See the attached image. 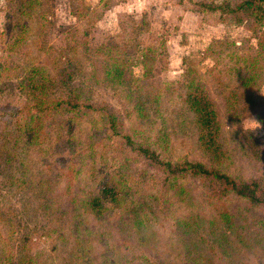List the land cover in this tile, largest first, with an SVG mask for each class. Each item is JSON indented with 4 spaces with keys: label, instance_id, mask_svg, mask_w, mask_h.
I'll list each match as a JSON object with an SVG mask.
<instances>
[{
    "label": "rangeland",
    "instance_id": "obj_1",
    "mask_svg": "<svg viewBox=\"0 0 264 264\" xmlns=\"http://www.w3.org/2000/svg\"><path fill=\"white\" fill-rule=\"evenodd\" d=\"M240 1L0 0V144L9 123L28 126L33 118L32 127L39 131L40 110L29 109L32 104L26 90L17 87L19 79L57 80L63 68H75L80 71L77 84L85 83L94 100L110 104L119 114L123 134L153 148L162 160L215 164L237 181L264 183V57L261 79L250 83L254 110L242 85L245 64L235 62L237 55L259 52L264 30L247 18L197 7L201 2ZM125 52L130 58L126 78L132 80L131 89L144 86L149 111L142 114L149 112V121L137 119L136 94L108 76ZM234 64L241 69L238 75L231 69ZM194 74L220 113L225 151L220 160L205 151L195 125L181 116L185 81ZM56 94L53 90L52 98ZM51 118V137L42 136L40 142L30 137L20 150L9 147L15 152L12 164L0 159V264H110L114 246L125 250L130 264L156 263L158 258L163 264H205L209 257L214 264H264L263 244L250 251L233 238L221 246L210 237L223 230L219 215L228 211L244 213L248 219L243 229L264 239V211L249 212V204L231 195L208 200L197 181L186 186L192 200L178 204L173 192L163 191L156 204L159 212L133 219L123 226L126 233L118 229L126 221L118 218L125 216L118 209L108 211L105 219L94 215L88 204L101 182H113L120 191L128 188L124 197L133 200L159 196L162 170L114 136L102 114L74 117L72 140L66 136L67 114ZM255 142L260 149L250 148ZM4 149L0 145V154ZM143 177L149 178L146 184L139 181ZM193 215L207 220L195 237L207 240L202 243L204 257L198 259L185 256L182 242ZM108 228L113 230L103 231ZM102 234L106 237L100 240Z\"/></svg>",
    "mask_w": 264,
    "mask_h": 264
},
{
    "label": "trees",
    "instance_id": "obj_2",
    "mask_svg": "<svg viewBox=\"0 0 264 264\" xmlns=\"http://www.w3.org/2000/svg\"><path fill=\"white\" fill-rule=\"evenodd\" d=\"M197 7L200 12L226 14L229 17L239 18V20L247 18L251 21V24H255L259 29L264 30V0H242L237 4L228 2L220 4L215 2H201L197 4ZM261 37H263L264 40V36ZM102 48L109 49V46L104 45ZM122 55L125 57H122L121 61L116 62L111 67L108 76L112 82L124 84V86H128L129 89H131L129 84L132 85V80L129 81L128 78H126V66L127 63L130 62V58H128L127 52L122 53ZM143 57L144 59H148L146 54ZM231 57L232 55H230L229 61H231ZM237 57L238 58L235 59L236 64L240 62L241 64L244 63L247 72L246 78L243 79L246 81H242V85L246 89V103L250 107V110L257 109L255 94H253V85L250 83L252 81H258L261 79L259 77H262L261 67H259V65L264 57V41L260 43V50L255 56H251L245 52L241 55H237ZM231 69L237 75L241 73L240 67L235 64ZM22 70L23 68L20 67L17 73ZM79 73L80 71L75 68H63L62 72L58 74L57 80L49 79L41 81L34 76H29L26 79L21 77L19 79L17 87L26 90V95L30 98L27 102L32 104L29 109L40 110V115L36 119L38 120L39 131L32 127L34 121L33 118L28 120L30 116L23 122L25 123L28 120V122H26L28 126L23 125L20 121L19 123L15 121L9 123V128L7 126L3 127L2 135L4 136L3 142L0 145L5 147V151L1 152L0 159L5 158L8 163L12 164L15 152L13 149L10 151L9 147L15 146L20 150L21 145L25 142L26 144L31 142L30 137L39 142L43 137H51L53 130L49 128L48 122L53 119L51 117L55 113L67 114V119L64 124L67 128L66 136L69 140L75 137L72 127V121L75 119L74 117L88 114H102L105 116L107 125L112 134L116 137H121L141 159L146 160L153 166H159L164 177V184L159 196L147 195L146 197H140L134 200L124 197L128 196V188H123L124 191H120L119 187L113 184V182L103 181L99 184V191L94 198L89 201V209H92L91 212L100 219L107 218L108 211L111 209L113 213L114 209H118L120 213H125V216L118 217H126L125 223H122L118 228L122 233L127 232L123 226L129 225L133 219L138 220L140 215L143 217L159 212V205L156 204H159L160 199L163 197V191L173 192V196L178 204L192 200L193 197L188 195V190L186 188L191 181H197L200 184V187L204 191L203 194L208 197V200L224 199L226 196L231 195L234 199L249 204V212L257 209L264 211V183L257 180L237 181L223 172V170L216 167L215 164L206 165L188 160L178 163L164 161L153 148L136 143L131 136L124 135L121 130L119 114L110 104L94 100V98L88 94L86 90L87 85L85 83L80 81V85L77 84L75 77H77ZM196 77L197 74H194V76L190 78L187 77L185 81V88L188 90L182 101L181 116L189 119L195 125L198 132V140L205 151L213 158L220 160L225 154L221 143L222 127L220 123V113L215 106L211 94L205 87L200 85V80ZM53 84L56 87H53ZM133 84L136 85V82H133ZM136 87V90H131L133 94H136V96H133V101L136 102L134 105L137 107V119L141 117L149 121L152 115H150L149 112L145 113L144 116L142 114L143 110L149 111L146 106L147 101L142 95L144 86L137 85ZM53 90L57 92V94L54 95L55 98H52ZM148 95L152 97V94ZM29 109L28 111L30 112ZM2 117L3 116L0 118ZM25 136H27L26 140L24 139ZM250 148L252 150H258L260 149V145L258 142H255L253 145L250 144ZM149 178L148 180L145 177L139 178V181L146 184ZM153 181L154 179H152V182ZM14 186L15 185L12 187ZM106 203H110L112 207L110 205V207H107L108 204ZM219 216L224 222L223 230L217 229V233L212 232L210 237L213 236V239L219 241L221 246H224L225 242L226 244L232 242V238L237 244L250 251L255 250L261 244L264 245V239H262L260 234L257 233L254 235L253 231L247 232L246 229H243V223L248 219L244 213H240L239 216H236L234 213H229L227 211L222 212ZM76 217L77 215H74V220ZM193 218L194 221L190 225L187 224L188 229L184 232L185 237L182 242L185 249V256H192L198 259L202 255L204 257L205 248H202V246H204L202 243L207 240L205 238L198 240L195 237L198 230L201 229V222L205 223L207 220L201 219L199 215H193ZM108 230H113V228L104 229L103 231ZM251 236L254 238L250 239ZM103 237H106V235L102 234L100 240ZM192 257L191 260H193ZM210 259V257L207 258L205 264H214ZM132 261V258L126 256L125 250L119 251L118 247H113L110 264H130ZM163 263L164 261L161 260L160 262L158 258L156 263L151 262L148 264Z\"/></svg>",
    "mask_w": 264,
    "mask_h": 264
}]
</instances>
